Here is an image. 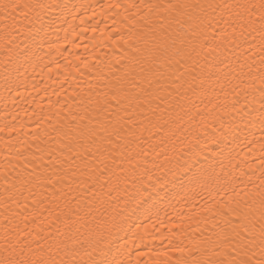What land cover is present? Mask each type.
Here are the masks:
<instances>
[{
    "label": "snow or ice",
    "instance_id": "6c2138e0",
    "mask_svg": "<svg viewBox=\"0 0 264 264\" xmlns=\"http://www.w3.org/2000/svg\"><path fill=\"white\" fill-rule=\"evenodd\" d=\"M49 7L0 0V37L12 45L28 28L36 42ZM128 7L139 21L113 42L119 58L85 63L95 82L74 92L71 105L49 99L46 114L34 112L35 150L17 151L0 168V264H125L134 217L154 214L163 226L162 202L180 218L175 227L193 221L199 232L165 264H264V138L247 141L261 151L256 180V170L237 176L235 147L253 113L264 131V110L254 107L264 109V0ZM30 52L26 45L18 56Z\"/></svg>",
    "mask_w": 264,
    "mask_h": 264
},
{
    "label": "bare ground",
    "instance_id": "6f19581e",
    "mask_svg": "<svg viewBox=\"0 0 264 264\" xmlns=\"http://www.w3.org/2000/svg\"><path fill=\"white\" fill-rule=\"evenodd\" d=\"M41 2L52 7L40 13L43 30L36 42L28 39V28L16 33L17 39L12 45H6L0 37V168L5 165L6 158L15 162L14 154L17 151L27 154L35 150V144L39 141H34L31 136L36 129L34 112L37 115L46 114L49 99L52 102L59 99L62 103L71 105L74 92H79L80 89L86 91L89 82H95L91 80L95 69L90 75L88 68L84 67L85 63L90 67L93 65L104 67L108 60L114 62L119 58L121 44L114 45L113 42L119 40L120 34L127 38L133 22L139 21L137 9L128 6L133 4L139 6L148 0H41ZM62 5H67V9L62 10ZM21 22L31 27V24L23 21L22 17ZM35 27L39 28L41 24L36 23ZM32 31L35 32V28H32ZM26 45L31 49L27 59L18 56ZM98 61L102 63L97 64ZM69 62L76 67H70ZM256 62L258 66L259 54ZM58 64L60 67H57ZM256 86H259L258 80ZM256 95L258 100V93ZM248 100H252L251 95L248 96ZM241 101L247 103L243 97ZM254 107L264 110L258 102ZM258 116V112H255L251 117L245 118V123L240 125L243 129L240 132V140L235 146L237 160L240 162L236 169L237 176L241 171L251 175L252 171L256 170L253 180L259 176L261 151L258 144L248 145L247 141L264 138ZM253 119L254 124L247 123ZM41 126L47 127V124ZM25 133L28 135H24ZM25 140L32 144V148H28ZM6 144L10 146L11 151L5 147ZM249 148L252 149L251 152ZM243 179L246 180L247 176ZM198 200L197 207L203 203L202 199ZM172 203L175 204L174 199ZM157 207L160 219L164 221L163 226L155 222L154 214L151 220L143 215L134 217L131 230L126 235L127 250L120 256L125 264L129 261L136 264L137 260L140 264H165L166 261H175L181 253L174 248L190 247L189 238L193 234L199 236L195 222L186 220L183 231H180L174 226L179 224L180 218L174 214L173 209L166 202ZM176 207L180 209L181 205ZM187 211L188 205H183V212ZM165 212L168 213L167 216ZM141 222L148 227L146 230L142 227L138 232L136 224ZM204 227L205 225H200L201 229ZM137 232L138 234L134 235Z\"/></svg>",
    "mask_w": 264,
    "mask_h": 264
}]
</instances>
